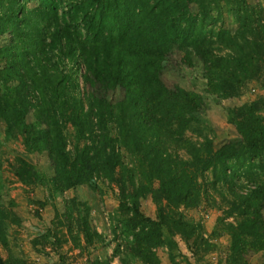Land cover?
Listing matches in <instances>:
<instances>
[{
    "label": "trees",
    "instance_id": "trees-1",
    "mask_svg": "<svg viewBox=\"0 0 264 264\" xmlns=\"http://www.w3.org/2000/svg\"><path fill=\"white\" fill-rule=\"evenodd\" d=\"M32 1L34 7L27 9ZM219 4L228 7L237 25L233 34L210 28L216 21L209 17L210 5ZM4 34L9 35L0 46L4 136L18 133L28 154L45 152L52 168L48 196L91 186L93 179L116 185L122 198L118 221L131 236L120 264L127 257L158 264L154 251L163 247L172 256L175 237L187 248L189 240L195 246L199 231L179 209L203 200L204 175L210 171L213 185H225L263 157L264 97L224 111L237 138L213 149L202 116L206 100L165 86L157 71L161 61L178 53L183 65L199 69L208 95L236 98L248 81L264 89V0L262 5L246 0H0V37ZM104 83L121 90L122 99L110 104ZM28 112L32 124L24 122ZM66 126L72 130L71 151L66 150ZM10 170L21 184L45 183L21 158ZM247 175L253 188L240 192L229 186L225 214L235 218L222 228L230 264H248V254L264 253V172ZM146 195L155 206L153 220L138 210V200ZM62 208L69 235V225L76 227L70 235L75 247L79 236L90 245L86 206L74 197ZM8 222L15 223L13 214L0 207L2 248ZM9 262L0 257V264Z\"/></svg>",
    "mask_w": 264,
    "mask_h": 264
},
{
    "label": "rangeland",
    "instance_id": "rangeland-1",
    "mask_svg": "<svg viewBox=\"0 0 264 264\" xmlns=\"http://www.w3.org/2000/svg\"><path fill=\"white\" fill-rule=\"evenodd\" d=\"M246 2L250 5H262V0H246ZM34 5L32 1L25 7L30 9ZM190 7L193 12L197 11L195 5ZM209 15L211 19L216 20L211 23L213 26L210 28L215 30L220 28L229 34L235 32L237 25L229 16L227 6L210 5ZM8 41L9 35H2L0 46L7 44ZM3 66L4 61L0 60V68ZM157 73L165 86L169 88L175 86L200 94L206 100L208 109L202 116L210 128L208 136L212 141L213 149H218L237 138L236 129L232 123H229L224 111L241 107L259 96L264 97L263 87L254 81H248L236 98L220 100L206 94V84L199 69L195 66L183 65L178 53H172L161 61ZM102 90L106 93L110 104L122 99V91L110 90L107 83L102 85ZM32 116V112H28L24 116V122L32 124L34 122ZM4 129L5 123L0 119V207L13 214L15 223L8 222L5 239L7 246L2 248L3 245H0V257L8 259L10 264H110L114 256L117 257L116 264H120L119 258L126 254L131 236L122 231V223L118 221L120 219L118 208L122 198L116 185L105 179H93L91 186L82 184L62 194L53 193L48 196L49 185L46 180L51 178L52 168L45 152L26 153L21 136L15 132V135L4 136ZM63 134L66 137V150L71 151L73 145L71 128L66 126ZM121 153L122 161L126 165L128 159L124 152ZM16 158L31 164L41 174L45 183L29 186L19 183L10 170ZM231 172L229 170L226 174ZM263 172L264 154L254 161L252 167L243 169L238 180L232 179L225 185L221 183L213 185L212 174L208 171L204 175L205 183L202 185L203 200L201 199L194 207L179 209L199 231L195 246H192V240H189L190 245L187 248L178 237H175L176 249L172 256H169L168 251L163 247L154 251L158 264H230L227 259L229 240L223 234L222 225L225 222H232L235 218V215L227 217L225 214L227 203L231 199L229 186H234L240 192H246L253 188L246 178L247 174L261 176ZM214 175L217 177V172ZM74 197L86 206L84 214L93 238V242L88 246L79 236V247H75L70 235L74 234L76 227L74 224L69 225L72 231L69 235L68 225L60 216L63 201ZM81 209L82 207H79V210ZM138 210L146 218L154 219L155 206L149 195L138 200ZM261 216L264 218V210L261 211ZM54 242L56 243L52 244ZM127 259L126 264H142L138 259L130 257ZM245 260L248 264H262L264 253L248 254Z\"/></svg>",
    "mask_w": 264,
    "mask_h": 264
},
{
    "label": "crops",
    "instance_id": "crops-1",
    "mask_svg": "<svg viewBox=\"0 0 264 264\" xmlns=\"http://www.w3.org/2000/svg\"><path fill=\"white\" fill-rule=\"evenodd\" d=\"M116 259H117V257H114V256H113V257L111 258V261L113 260V262L110 263V264H116V262H117ZM111 261H110V262H111Z\"/></svg>",
    "mask_w": 264,
    "mask_h": 264
}]
</instances>
